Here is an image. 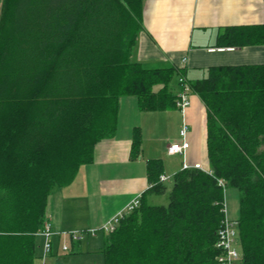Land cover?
Instances as JSON below:
<instances>
[{
	"label": "trees",
	"instance_id": "16d2710c",
	"mask_svg": "<svg viewBox=\"0 0 264 264\" xmlns=\"http://www.w3.org/2000/svg\"><path fill=\"white\" fill-rule=\"evenodd\" d=\"M146 1L2 0L0 264H36L49 197L114 137L121 98L143 112L176 108L183 69L135 60ZM227 39L264 45V25ZM187 85L207 108L210 173L182 170L168 205H150L167 189L163 162L149 160L151 188L108 235L105 264H216L225 188L239 191L242 264H264V65L210 68ZM142 145L135 129L132 160Z\"/></svg>",
	"mask_w": 264,
	"mask_h": 264
},
{
	"label": "crops",
	"instance_id": "0c3cea01",
	"mask_svg": "<svg viewBox=\"0 0 264 264\" xmlns=\"http://www.w3.org/2000/svg\"><path fill=\"white\" fill-rule=\"evenodd\" d=\"M2 0H0L1 9ZM264 25V0H147L142 15V31L135 60L151 68L172 66L183 69L187 82L208 77L210 68L264 65V45H228L218 37L228 29L261 28ZM246 34V33H245ZM236 42H244L236 38ZM233 40V42H235ZM186 60L183 63V60ZM178 87L175 91L178 93ZM191 105L185 116L177 109L143 112L135 97L119 101L117 130L113 138L100 142L92 164L82 166L75 180L56 190L48 199L46 218L55 232L99 229L151 185L147 162H163L164 175L181 172L185 158L169 156L167 148L180 141L184 122L189 127L186 162L210 169L207 149V110L191 92ZM140 129L144 141L154 140L147 152L131 159L133 135ZM148 135V136H147ZM145 142V143H146ZM148 153V154H147ZM103 235L85 236L71 243L70 252H61L62 241L54 238L49 264H105ZM36 264H41L42 240Z\"/></svg>",
	"mask_w": 264,
	"mask_h": 264
},
{
	"label": "built area",
	"instance_id": "2783aa9c",
	"mask_svg": "<svg viewBox=\"0 0 264 264\" xmlns=\"http://www.w3.org/2000/svg\"><path fill=\"white\" fill-rule=\"evenodd\" d=\"M186 60H183V63ZM179 84L181 85L180 91L177 94L176 108L185 116L186 110L191 105V90L187 85V79L185 76L179 78ZM189 127L186 122L183 123L180 130V141L172 143L167 148V153L169 156H182L185 158L183 169H197L210 173L209 169H204L201 164L189 165L186 162L187 152L190 148V143L188 142ZM172 177H167L162 175L160 177V183H167L172 180ZM220 185L225 188L223 182ZM226 189V188H225ZM142 195L136 197L123 211L119 212L115 217L105 223L99 229H89L86 231H66V232H55L53 230L52 223L46 218L43 229L41 232L36 234L38 238L42 239V255L40 258L41 264H49L48 259L53 254L54 248V238H58L62 241L61 252H70L69 244L76 243L83 239L85 236L95 237L98 233L112 234L121 224V222L130 215L135 209L139 208L141 205ZM224 219L222 221L221 227L217 232V243L216 249L219 251V255L216 259V264H242L243 254L239 238V223L230 222L227 219L226 208L224 204ZM69 241V242H68ZM238 244L241 248L239 252L235 245Z\"/></svg>",
	"mask_w": 264,
	"mask_h": 264
},
{
	"label": "rangeland",
	"instance_id": "374dc122",
	"mask_svg": "<svg viewBox=\"0 0 264 264\" xmlns=\"http://www.w3.org/2000/svg\"><path fill=\"white\" fill-rule=\"evenodd\" d=\"M147 67L151 68V67H155V66H149L148 65ZM203 104H204V102H203ZM204 106H205V104H204ZM206 110H207V108H206ZM144 140H146V139L143 138V143H144L145 148H146V146L148 147L147 148V152H148L150 150V148L152 147L151 145H153L154 140L152 139V136L150 139L147 140V142ZM174 176L175 175H173L171 177L174 178ZM173 183H174L173 179L168 181L167 183H165V186L167 189L166 194L163 196H159V197H156V196L149 197V204L150 205H156V206H167L169 203L168 202V195H169V193L173 187ZM225 208H226L227 219L230 222H239V220H240V196H239V191L237 189H235V188H226L225 189ZM99 235L101 238L104 235L105 238L107 239L109 234L101 232V233H98L96 236H99ZM67 244H69V247L71 248V242L67 243ZM235 247L239 252H241V248L238 244H236ZM96 264H100V262L96 261Z\"/></svg>",
	"mask_w": 264,
	"mask_h": 264
}]
</instances>
